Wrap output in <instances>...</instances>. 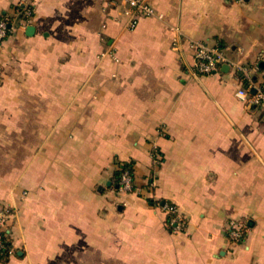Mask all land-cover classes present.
<instances>
[{
  "label": "crops",
  "instance_id": "crops-1",
  "mask_svg": "<svg viewBox=\"0 0 264 264\" xmlns=\"http://www.w3.org/2000/svg\"><path fill=\"white\" fill-rule=\"evenodd\" d=\"M20 1L0 0L16 26L0 46V209L14 250L0 264H264V106L237 96L228 64L195 73L191 46L258 62L264 0H146L164 18L134 29L109 0H33L21 27Z\"/></svg>",
  "mask_w": 264,
  "mask_h": 264
},
{
  "label": "built area",
  "instance_id": "built-area-1",
  "mask_svg": "<svg viewBox=\"0 0 264 264\" xmlns=\"http://www.w3.org/2000/svg\"><path fill=\"white\" fill-rule=\"evenodd\" d=\"M122 4L125 7V14L128 16L127 27L134 29L137 26L141 16H157L164 18L162 13H158L146 0H109L110 7ZM35 11L33 0H21L17 7V15H22L19 25L26 27L29 19ZM117 20V17L115 18ZM16 26L9 23L6 18H0V46L6 38L12 34ZM191 46L194 48L195 73L212 74L220 71L222 65L228 64L232 66L245 83L244 86L238 89L237 96L246 104L253 106H264V70L260 65L264 61V54H261L258 62L252 65H245L231 60L220 48L214 45H209L201 41H193ZM261 72V78L255 79L254 73ZM155 162L160 163L159 159ZM121 188L125 191H133L135 188L133 174L129 169H126L121 174ZM156 179L152 181L154 185ZM165 211L170 214V224L173 229L182 231L186 227V221L180 214L176 205L166 204L163 206ZM11 215L9 209H0V256L6 249L4 235L2 231L6 228L8 219ZM245 235L244 226L241 222L231 221L229 225V236L231 239L240 242ZM10 254L14 252L13 246L9 250Z\"/></svg>",
  "mask_w": 264,
  "mask_h": 264
},
{
  "label": "trees",
  "instance_id": "trees-1",
  "mask_svg": "<svg viewBox=\"0 0 264 264\" xmlns=\"http://www.w3.org/2000/svg\"><path fill=\"white\" fill-rule=\"evenodd\" d=\"M0 18H6L8 21H9V23H12L13 22V20H14V16H12L11 14H9V13H7V14H1L0 15ZM20 18H24V17H22V15H20L19 16V19ZM244 85H245V83H244ZM130 164H125L124 166H123V168L120 170V172H119V177H121V174H122V172L124 171V170H126V169H129L130 171H131V169H130ZM132 172V171H131ZM151 201V204H155L156 202L155 201H153V200H150ZM168 221H169V219H168ZM2 233H3V235H4V240H5V244H6V249H5V251L3 252V254L0 256V263H4V262H6L7 260H8V258L10 257V252H9V250H10V248L12 247V235H11V231H10V228H9V226H7L6 228H4V230L2 231Z\"/></svg>",
  "mask_w": 264,
  "mask_h": 264
},
{
  "label": "water",
  "instance_id": "water-1",
  "mask_svg": "<svg viewBox=\"0 0 264 264\" xmlns=\"http://www.w3.org/2000/svg\"><path fill=\"white\" fill-rule=\"evenodd\" d=\"M34 30H35V27H34V26H29L27 31H28V33H31V32H33ZM261 66L264 67V61L261 62ZM224 68L227 69V68H229V66H228V65H225Z\"/></svg>",
  "mask_w": 264,
  "mask_h": 264
}]
</instances>
